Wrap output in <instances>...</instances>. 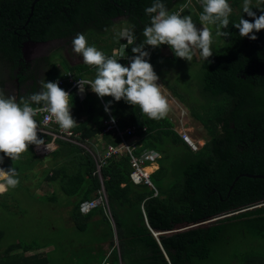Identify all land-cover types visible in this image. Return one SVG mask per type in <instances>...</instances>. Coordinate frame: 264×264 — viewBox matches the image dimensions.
I'll use <instances>...</instances> for the list:
<instances>
[{
  "label": "trees",
  "instance_id": "16d2710c",
  "mask_svg": "<svg viewBox=\"0 0 264 264\" xmlns=\"http://www.w3.org/2000/svg\"><path fill=\"white\" fill-rule=\"evenodd\" d=\"M32 2L0 0V90L6 97L15 96L18 102L21 97L36 93V88L41 86L40 62L49 57L29 59L25 55L26 44L57 41V50H61L72 45L77 33L85 34L88 41L101 30L96 37L107 40L118 23L117 19L123 17L119 22L128 24L138 45L143 42L144 27L150 24L145 9L153 0H40L31 14ZM162 2L170 12L178 13L182 9L179 14L188 15V0ZM229 2L238 4L239 0ZM194 4L192 18L196 21L202 5L197 0ZM259 4H252L257 16L264 10V3ZM242 16L252 20L242 8L240 13H232L228 27L221 29L230 35L213 40V55L208 60H199V75L195 77L197 98H189V95L177 91L166 75L158 73L205 130L201 136L204 142L197 150H192L182 140L169 115L153 120L142 113L139 106L131 105L130 120L120 121L122 128L138 127L136 154L146 148L160 154L157 159L159 168L152 174L158 196H154L151 186L135 184L130 179V155L108 158L101 166L102 182L95 157L86 149L80 150L61 138L55 140L59 147L46 157L34 152L35 145H30L17 161L4 157L0 167H15L20 181L15 189H9L4 195L18 203L17 195L21 196L27 189L34 194L42 184L51 183L70 199V219L77 232H89V222L96 214L108 223L109 246L113 248L109 259L114 264H119L120 258L127 264H200L210 259L213 250L224 239L236 235L246 241V247L244 253L234 256L229 264H264V179L241 176L230 189L236 176L242 173L264 174V30L253 33L256 40L241 37L234 24ZM112 38L114 43L120 44L117 37ZM166 49L171 53L165 54ZM144 50L149 52L147 59L152 65L155 60H160L161 64L163 60H182L175 57L168 45L156 48L146 45ZM120 63L126 65L128 61ZM54 66L51 63L50 71ZM81 70L88 69L82 67ZM11 83L16 93L9 91ZM61 88L65 89L66 85ZM70 95L72 101L77 102V92L72 91ZM89 98L94 101L91 104L93 111L95 108L100 110L101 121H104L108 117L104 104L96 94L89 95ZM103 99L107 102V97ZM36 119L41 127L40 115ZM103 128L104 125L97 129L87 128L82 135L92 138ZM111 135L114 133L104 134L109 143L119 144V138ZM38 137L44 143L52 141L51 135L41 131H38ZM34 178L38 181L33 187L26 185L27 180ZM102 185L107 194L109 212L99 204L88 214L81 213V201L99 197ZM52 199L58 200L57 193ZM5 200L8 199L2 201ZM227 214L208 226L163 233L174 230L178 224L197 223ZM110 218L115 224L117 243ZM154 232L161 234L155 235ZM3 236L4 231L0 230V244ZM44 247L46 245L34 241L10 244L0 250V264H46L47 258L41 256L43 252L31 256L13 253ZM88 262L93 264V261Z\"/></svg>",
  "mask_w": 264,
  "mask_h": 264
},
{
  "label": "clouds",
  "instance_id": "9594fccd",
  "mask_svg": "<svg viewBox=\"0 0 264 264\" xmlns=\"http://www.w3.org/2000/svg\"><path fill=\"white\" fill-rule=\"evenodd\" d=\"M259 2L264 3V0ZM200 3L202 12L199 15V21L203 27L198 29L190 15L179 14L182 9H179L178 13L170 12L162 0H153L152 5L145 9V13L150 16V24L143 29L142 43L135 44L136 37L130 31L118 33L127 40L125 47L135 45L131 49L134 54L131 57H126L123 53L119 59L106 55L94 45H89L85 34L77 33L72 40L73 51L82 56L84 64L94 66L96 69L94 79L78 80L79 91L83 93L85 86L90 85L91 91L99 98L112 97L117 102L124 100L129 105L139 106L142 113L153 120L166 118L169 113V102L162 94L161 85L157 83L159 76L147 59L150 54L144 49L146 45L153 48L168 45L177 58L191 61L195 52L198 51L201 58L208 60L213 55L211 50L213 33L209 26H215L217 37L229 36V32L221 29L228 27L233 9L229 0H200ZM242 10L252 20L244 19L242 16L234 27L239 30L241 37L256 40L257 36L253 33L264 30V10H261L262 14L257 16L253 11L252 0H243ZM121 58L128 59L127 66L119 62ZM40 83L39 92L30 94L28 97H21L19 102L15 96L6 97L0 90V153H3V156H0V165L3 164L4 157L17 161L30 145L37 147L43 145L44 141L38 137L41 127L36 117L39 114L47 113L45 119L54 121L66 132L77 125L71 114V95L59 86L58 81H41ZM110 105L111 101L104 108L108 113V117L104 120V128L105 121L113 116L108 112ZM111 121L115 123L114 116L111 117ZM104 128L100 134L111 133L104 132ZM55 140L52 138L51 142ZM110 144L113 143L108 145ZM35 146L33 148L37 154ZM37 155L46 156V154ZM96 156L98 157L97 154ZM98 174L103 182L101 168ZM18 177L19 173L15 167L11 166L7 169L0 167V195L5 194L9 189H15L20 183ZM101 195L107 199L103 185ZM100 196L97 199H100Z\"/></svg>",
  "mask_w": 264,
  "mask_h": 264
},
{
  "label": "rangeland",
  "instance_id": "374dc122",
  "mask_svg": "<svg viewBox=\"0 0 264 264\" xmlns=\"http://www.w3.org/2000/svg\"><path fill=\"white\" fill-rule=\"evenodd\" d=\"M197 1L200 3V0ZM242 4L243 0H239L238 4L231 2L230 5L233 9L232 13H240ZM252 4L260 5L259 0H252ZM194 5V0H190L187 4V12L191 17H194ZM120 18L124 19L123 17ZM119 19H117L118 25L116 24L117 26L115 25L116 27L114 26L113 28L121 29L124 27L130 31L128 24L124 21L120 23ZM193 21L196 23L198 29L203 27L200 24L199 19L196 21L193 19ZM209 27L212 28L213 40L215 42L218 39V37L215 35V26ZM113 32L114 30H112V33ZM27 45L28 47L25 49V55L32 57L31 60H33L36 56L40 57L42 55H50L53 61H55L58 60L60 55H63L67 52H74L71 45H67L63 49L57 50V41H47L43 42L42 44L29 43ZM164 53L170 54L171 52L170 50L166 49ZM81 58L82 56L78 55V59L80 60ZM200 59L202 58L196 51L191 61H187L185 59H182L180 62L163 60L161 64L160 60H155L154 65L157 68V72L159 74L166 75L167 80H169L171 85H173L177 91L180 90L183 94L185 93L189 95V98L194 99L197 98L196 87L198 83L195 77L199 75L198 62ZM43 69H45V64L43 65ZM159 78L162 80L163 88L165 87L161 90L162 94H164L168 99L169 109H173L172 115L175 116L177 125L180 126L178 127L179 130L181 132H187L193 138L195 143H198L199 145L202 144L204 140L201 138V136L205 133V130L200 123L193 119L188 107L174 95L171 89H169L168 85L170 84L166 85L163 79L161 77ZM147 170L150 171L151 169ZM36 181L37 178L27 180L26 185L33 187ZM49 186L50 188L54 187L51 184H49ZM54 189L58 191L56 187H54ZM17 196L18 200L20 201L18 203H16V201H11L10 199L12 198L9 196L4 194L0 195V230L4 231V236L0 244V250H4L5 247L13 243H30L34 241L41 246L46 245V247L41 248L44 252L41 254V256H45L47 259L49 258V264H57V261L59 264L75 263V256L71 252V249H66L58 245H52L50 242V239L57 241L58 238L63 237L62 235H67V237L72 235V232L67 226L66 212H64L66 210L63 205L60 203L51 209L47 198H35L34 194H32L28 189L22 193L21 196ZM4 199L8 200L3 202L2 200ZM63 208L64 211L62 210ZM75 241L77 242V240ZM48 246H53L55 250L53 251V249H51L49 252H47L46 248ZM245 247L246 241L239 235H236L233 238L224 239V241L213 250L210 259L201 261L199 263L229 264L231 261L233 262L234 256L242 255L244 253L243 248Z\"/></svg>",
  "mask_w": 264,
  "mask_h": 264
},
{
  "label": "crops",
  "instance_id": "0c3cea01",
  "mask_svg": "<svg viewBox=\"0 0 264 264\" xmlns=\"http://www.w3.org/2000/svg\"><path fill=\"white\" fill-rule=\"evenodd\" d=\"M112 30H114V32L109 35L110 38H107V40L98 39L96 37L99 35V33L101 31H103V30H101V31H99V33L92 36L88 40V43H94L93 45L95 47H97L99 50L103 51L106 55L115 56L117 59L120 58L121 53H123V55L126 57L133 56L134 54L132 53V51H130L131 50L130 48L132 47V45H127L125 47V45L127 44V40L118 35V33H121L125 30H127V31H129V30L124 28V27L121 29L112 28ZM130 32H132V30H130ZM112 37H117L118 42H120V44L114 43V40ZM95 43H97V44H95ZM27 47H28V45L26 44V48ZM56 54H58V53H56ZM49 57L40 63L42 68H40V71L38 74L40 76H43V78L41 77L39 79V82H41V81L46 82L47 79L48 80L50 79L49 81H55L56 79L67 77L69 74H73L77 78L81 77L84 79H94V77H95V71H96L95 67L94 66H88V65L84 64L83 59L81 58L79 60L78 54H76L75 52H71L69 57H64L63 55H60L58 57L59 61L58 60L53 61V59L51 58L50 55H49ZM72 58L76 59L77 62L71 63L70 59H72ZM50 61L52 64L55 65L54 70L51 71L52 72L51 75H49V72L43 71V65L44 64H45V70L50 71V68H51L50 67L51 66ZM121 61H128V59L127 58H121L120 62ZM63 62H65V63H63ZM127 65L128 64H126V66ZM82 67H84L85 69H88V70L87 71L81 70ZM153 68H154V71L156 72V74L158 75V72L156 70L157 68L155 67V65H153ZM41 74H43V75H41ZM157 83H159L161 85V90L165 88V87L163 88V83H162V80L160 78L157 81ZM68 87L69 86L66 85V88L64 90L67 91ZM40 90H41V86L39 85L38 88H36V92L40 91ZM9 91L11 93L17 92L16 89H14V91L13 90H9ZM21 91H24V89H22ZM77 94L79 97L77 102L72 101V98L70 101L72 103L71 114L77 122V125L73 128V130L77 133V136H76V138H74V140H65V139H63V140L73 143L80 150L86 149L88 152H90L92 154V156L97 157L96 154L98 155V154L104 153L109 142L106 140L104 134H100V132H98L96 134V136H94L92 138L83 137L82 132L87 128L88 129H97V127L99 128L102 125H104V121L103 120L101 121V114H100L101 111L100 110L97 111L96 108H95V112L93 111L94 109L92 108L91 104L94 101H92V98H89V95H92L95 93H93L91 91L90 85H86L85 97H83L79 93H77ZM100 100L102 101L104 106L107 105L109 103V101H111V105H110L108 112L111 113L118 120L119 124H120L121 120H123V121L124 120H127V121L130 120L131 115L129 112L131 111L132 108H130L131 105L127 104L124 100L117 102L112 97H107V102L104 101L103 98H100ZM85 101H86V103L83 104ZM172 112H173V109H169L168 115L170 116L171 120L174 123L175 131H177L178 134L180 135V137L182 138V136L180 134L181 131L178 128L180 126L177 125V120H176L175 116L172 115ZM178 116H180V115H178ZM97 121H99V124L97 123ZM112 136L116 137L115 134L111 135V137ZM131 140L134 141V143L136 144V146L138 148V145L136 143L137 139L133 138ZM182 140H183V138H182ZM51 143L54 145L53 151H55L59 147V143L54 142V141ZM144 150H151V149H149V148L143 149L141 151V153ZM51 152L52 151H50L49 153L51 154ZM49 153H47L46 156H48ZM46 156H44V157H46ZM159 156H160V154L156 156L154 161H151L149 163L148 169H150V167L154 166V168L151 169L152 170L151 180H152L153 172H155L159 168V163L157 160L159 158ZM60 159H62V158L60 157ZM40 174H42V173L40 172ZM37 181H38V179H37ZM152 183H153V181H152ZM142 184H145V183H142ZM153 185H154V183H153ZM151 187L154 189L155 185H154V187L153 186H151ZM156 190H157V188L155 187L154 196L159 195L158 190H157V192H156ZM38 192H40V193H38ZM55 193H57L58 200L52 199V197ZM34 194L37 197L43 196L44 198H47L51 209L60 203L65 208L66 211H64V208L62 210L64 212H66L67 226L69 227V230L72 232V235L70 237H67V235H62L63 237L58 238L57 241L50 239V242L52 245L60 244L61 247H63V248L71 249V252L75 256V263H71V264H89L88 261H93V264H98L100 260H102L100 262V264H114L109 259L111 252L113 250V248L109 246L110 227H109L108 223L101 218L100 214H96L95 217L90 220L89 228H88L89 232H85V231L84 232H82V231L77 232L75 230L76 229L75 224L70 219V209H71L72 204L70 203V199L63 192L56 191V189H54V187L50 188L49 184H42L41 188H37L35 190ZM95 198H98V197H95ZM95 198H92V199H95ZM142 209L144 211L143 205H142ZM144 213H145V211H144ZM86 214H88V213H86ZM110 219H111V223H112V230H113V234H114V239L117 243V233H116V229H115V224H114L112 218H110ZM155 233L156 232H154V234ZM155 235H157V234H155ZM75 240H77V242ZM7 247H5L4 250ZM51 249H53V251L55 250V248H53V246H48L46 248L47 252H49ZM38 252H43V249H41V250L30 249L29 251H26V252L24 250H18V251H14L13 253L19 254L20 256H24V255L31 256V255L38 253ZM49 262L50 261L48 258L47 264H49ZM57 264H59L58 261H57ZM119 264H127V263L122 258H120Z\"/></svg>",
  "mask_w": 264,
  "mask_h": 264
},
{
  "label": "built area",
  "instance_id": "2783aa9c",
  "mask_svg": "<svg viewBox=\"0 0 264 264\" xmlns=\"http://www.w3.org/2000/svg\"><path fill=\"white\" fill-rule=\"evenodd\" d=\"M190 1V0H189ZM84 78H77L73 74H69L67 77L56 79L55 81L59 82V86L68 85L67 92L70 94L72 91H76L83 97H85L86 86L83 93L79 91L78 88V80H83ZM41 117V128L40 131L47 133L52 136L53 139L61 138L65 140H74L76 138L77 133L71 129L70 131H63L60 127L54 122L50 120H46L45 117L47 113L39 114ZM110 116L105 121L104 132H114L117 137L120 138L121 143L119 145L110 144L107 146V149L104 155L98 154L96 157L98 173H100L101 166L106 162V160L113 155L116 154H128L131 158V166L132 171L130 173V179L135 184L145 183L149 186H153L151 180V171L147 170L149 167V163L154 161L156 158V154L152 150H144L140 155L135 153L137 148L134 141L131 139L136 138V132L138 127L135 125L128 126L126 128H122L118 120L115 118V123L111 121ZM183 140L193 149L197 150L199 148V144L195 143L193 138L187 132H180ZM54 149V145L52 143H43L40 147L35 146V151L37 154L45 155ZM155 189V187H154ZM157 192V190H156ZM100 203H103L106 211H109L108 201L105 196L101 195L100 199H90L83 200L80 203V211L84 214L89 213L92 209L96 208Z\"/></svg>",
  "mask_w": 264,
  "mask_h": 264
},
{
  "label": "water",
  "instance_id": "95a60500",
  "mask_svg": "<svg viewBox=\"0 0 264 264\" xmlns=\"http://www.w3.org/2000/svg\"><path fill=\"white\" fill-rule=\"evenodd\" d=\"M40 1V0H33L32 2V5H31V14L33 13V10H34V6L35 4ZM29 42V41H28ZM241 176H247V177H251V178H263L264 179V174H252V173H242L238 176H236V178L234 179L232 185L230 186V189L233 188L234 184L236 183V181L241 177ZM106 193V191H105ZM107 195V194H106ZM225 216H228L227 215H222V216H217V217H211L209 218L208 220H204V221H200V222H197V223H182V224H178L176 226V228L172 231H166V232H163V233H173V232H180V231H185V230H188V229H191V228H196V227H203V226H208L209 224L213 223V222H216L217 220L221 219V218H224ZM155 234H161L160 233H155Z\"/></svg>",
  "mask_w": 264,
  "mask_h": 264
},
{
  "label": "flooded vegetation",
  "instance_id": "af4514ba",
  "mask_svg": "<svg viewBox=\"0 0 264 264\" xmlns=\"http://www.w3.org/2000/svg\"><path fill=\"white\" fill-rule=\"evenodd\" d=\"M119 19V18H118ZM218 40V39H217ZM52 42V41H51ZM36 44H42V42L41 43H36ZM72 46V45H71ZM42 55V54H41ZM69 55H70V53H65V54H63V56L64 57H69ZM42 56H44V55H42ZM42 56H40V57H42ZM29 59H32V57H30L29 55L27 56ZM36 58H39V57H34V59H36ZM70 61H71V63H76L77 62V60L76 59H70ZM41 63V62H40ZM42 71V70H41ZM9 89L10 90H13V89H15V87H14V84L13 83H11L10 85H9Z\"/></svg>",
  "mask_w": 264,
  "mask_h": 264
}]
</instances>
